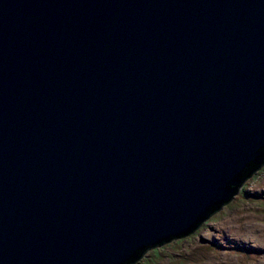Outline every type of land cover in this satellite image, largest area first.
<instances>
[{
    "label": "water",
    "instance_id": "1",
    "mask_svg": "<svg viewBox=\"0 0 264 264\" xmlns=\"http://www.w3.org/2000/svg\"><path fill=\"white\" fill-rule=\"evenodd\" d=\"M262 163L264 0H0V264H134Z\"/></svg>",
    "mask_w": 264,
    "mask_h": 264
},
{
    "label": "rangeland",
    "instance_id": "2",
    "mask_svg": "<svg viewBox=\"0 0 264 264\" xmlns=\"http://www.w3.org/2000/svg\"><path fill=\"white\" fill-rule=\"evenodd\" d=\"M262 199L264 165L243 183L218 214L204 221L192 234L147 251L137 264H264V245L243 237L255 225L259 232H264ZM218 230L226 235L223 241L213 235Z\"/></svg>",
    "mask_w": 264,
    "mask_h": 264
},
{
    "label": "bare ground",
    "instance_id": "3",
    "mask_svg": "<svg viewBox=\"0 0 264 264\" xmlns=\"http://www.w3.org/2000/svg\"><path fill=\"white\" fill-rule=\"evenodd\" d=\"M264 200V199H262ZM231 209H233L232 206H230ZM226 222H229V220H226ZM257 225L253 226L252 229H250L246 234H243L244 238H251V242H256L259 243L261 245H264V232L263 231H258L257 230ZM216 230V228H214ZM214 231V230H213ZM215 236H219L220 237V241H223L226 238V235L223 231L218 230V233L215 232V234H213ZM255 238V239H254ZM214 239V238H213ZM227 240V239H226ZM246 240V239H245ZM230 242H234L235 240H229Z\"/></svg>",
    "mask_w": 264,
    "mask_h": 264
},
{
    "label": "trees",
    "instance_id": "4",
    "mask_svg": "<svg viewBox=\"0 0 264 264\" xmlns=\"http://www.w3.org/2000/svg\"><path fill=\"white\" fill-rule=\"evenodd\" d=\"M263 165H264V163H262L261 166L258 165L257 168H255L254 170L249 169V170L252 171L251 175H253V174H254V173H255L260 167H263ZM249 170H248V171H249ZM251 175L248 176V177L246 178V180H247L249 177H251ZM227 205H228V204L224 205L221 209L225 208ZM220 211H221V210H216V209H214V210L209 214V216H210L209 219L212 218L214 215L218 214ZM207 220H208V219H207ZM183 238H184V237H183ZM150 249H152V248H150ZM150 249L144 251V252L141 254V258H142V257L146 254V252L149 251ZM141 258H139L134 264H137V263L140 261Z\"/></svg>",
    "mask_w": 264,
    "mask_h": 264
},
{
    "label": "flooded vegetation",
    "instance_id": "5",
    "mask_svg": "<svg viewBox=\"0 0 264 264\" xmlns=\"http://www.w3.org/2000/svg\"><path fill=\"white\" fill-rule=\"evenodd\" d=\"M256 173H257V171H256L253 175H251V176H254ZM232 199H233V198H232ZM232 199H231V201H232ZM229 203H230V202H229ZM229 203H228V204H229Z\"/></svg>",
    "mask_w": 264,
    "mask_h": 264
}]
</instances>
